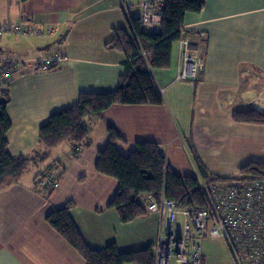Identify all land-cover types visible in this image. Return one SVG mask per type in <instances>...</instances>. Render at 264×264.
I'll return each instance as SVG.
<instances>
[{
    "label": "crops",
    "instance_id": "0c3cea01",
    "mask_svg": "<svg viewBox=\"0 0 264 264\" xmlns=\"http://www.w3.org/2000/svg\"><path fill=\"white\" fill-rule=\"evenodd\" d=\"M140 15V0H0V21L28 20L30 29L0 37V63L22 59L9 78L0 76V84L8 83L12 125L7 139L13 156H33L41 126L55 111L77 103L81 92L117 88L127 55L106 44L116 29L131 28V18ZM183 28L205 56V67L194 80L177 76ZM181 29L171 66L151 69L161 104H113L102 116L86 120L90 143L79 154L72 142L63 141L0 189V264H87L47 218L70 201L73 219L92 247L115 242L129 251L155 244L157 213L123 222L110 206L117 179L96 169L110 126L121 135L116 144L123 153L138 141L156 142L166 166L183 176L203 177L202 165L221 177L212 181L219 182L243 176L242 165L264 162V124L233 117L251 107L264 113V0H205L200 12H187ZM58 49L66 59L48 70L34 68L36 59ZM31 165L39 168L34 172ZM48 169L61 175L51 193L36 182ZM131 224L139 234L136 240Z\"/></svg>",
    "mask_w": 264,
    "mask_h": 264
},
{
    "label": "trees",
    "instance_id": "16d2710c",
    "mask_svg": "<svg viewBox=\"0 0 264 264\" xmlns=\"http://www.w3.org/2000/svg\"><path fill=\"white\" fill-rule=\"evenodd\" d=\"M204 4L205 0H164L160 31L143 30L140 17L131 18V28L116 29L106 46L127 55L117 88L108 92H81L77 103L52 113L40 128L38 150L33 156L23 154L15 157L8 150L7 132L12 125L7 111L10 97L8 83L0 84V189L13 183L31 161L47 157L50 150L63 141L72 142L75 154H79L90 143L86 120L102 116L113 104H161L163 97L151 69L171 66L173 47L180 38L187 12H200ZM233 117L239 122L264 124V113L253 107L239 110ZM109 131L110 140L98 153L96 169L117 179L118 187L110 206L118 211L123 222H130L147 213L141 199L147 194L159 196L164 192L179 207L205 205L198 176L179 175L166 166L164 151L158 143L138 141L135 148L125 154L116 144L121 135L113 126L109 127ZM42 146L44 150L40 149ZM201 170L206 181L221 180V177L207 173L202 165ZM239 172L243 176L263 177L264 162L251 161L242 165ZM42 175L37 176L38 184ZM72 203L70 201L54 209L47 218L79 251L87 264H154L153 245L129 251L120 250L115 242L102 248L92 247L73 219Z\"/></svg>",
    "mask_w": 264,
    "mask_h": 264
},
{
    "label": "built area",
    "instance_id": "2783aa9c",
    "mask_svg": "<svg viewBox=\"0 0 264 264\" xmlns=\"http://www.w3.org/2000/svg\"><path fill=\"white\" fill-rule=\"evenodd\" d=\"M123 7L127 9L126 5ZM140 7L142 29L160 31L164 0H140ZM28 27V20L19 24L0 21V37L8 32L27 33ZM186 33L185 28L181 29L182 63L177 76L194 80L205 67V56ZM64 59L66 55L58 49L53 56L36 59L33 65L35 69L48 70ZM21 63L22 59L4 60L0 63V76L9 78ZM198 178L204 206L179 207L164 192L141 198L146 211L159 217L154 264H204L205 238L224 240L236 264H264V176H240L219 182H208L200 175ZM60 181L61 175L50 169L43 173L39 185L42 191L51 193Z\"/></svg>",
    "mask_w": 264,
    "mask_h": 264
},
{
    "label": "rangeland",
    "instance_id": "374dc122",
    "mask_svg": "<svg viewBox=\"0 0 264 264\" xmlns=\"http://www.w3.org/2000/svg\"><path fill=\"white\" fill-rule=\"evenodd\" d=\"M30 167L34 172L39 168V166L35 165H31ZM152 213L154 212L148 211L145 215H151ZM130 229L134 240L139 238V234L137 233L138 231L134 228V226H132V224L130 225ZM122 232L121 227H119V234ZM125 234L126 233H124V235ZM203 246L205 251V264H235L234 258L223 240L205 238Z\"/></svg>",
    "mask_w": 264,
    "mask_h": 264
}]
</instances>
